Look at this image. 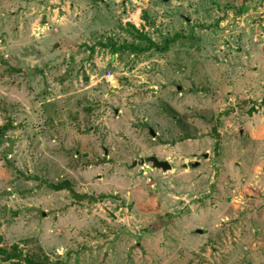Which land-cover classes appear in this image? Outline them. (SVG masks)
Wrapping results in <instances>:
<instances>
[{"label":"rangeland","instance_id":"obj_1","mask_svg":"<svg viewBox=\"0 0 264 264\" xmlns=\"http://www.w3.org/2000/svg\"><path fill=\"white\" fill-rule=\"evenodd\" d=\"M135 29L157 47H121L143 44ZM7 122L0 247L264 264V0H0Z\"/></svg>","mask_w":264,"mask_h":264},{"label":"trees","instance_id":"obj_2","mask_svg":"<svg viewBox=\"0 0 264 264\" xmlns=\"http://www.w3.org/2000/svg\"><path fill=\"white\" fill-rule=\"evenodd\" d=\"M135 32H137V36L138 39L144 41L143 44L141 43H135V44H123L121 47H124L126 49H128L131 53L135 54L137 52H140L142 50H148L151 48H156L157 45L150 40L148 37L144 36L143 34L139 33V31H137L135 29ZM166 42H163V45L160 49H165L166 48ZM11 124L9 122H7L6 124H2L0 126V131H4L7 128H10ZM51 186L54 189H62L65 188L67 189L72 195H76L75 192L72 190V188H70L68 182L66 180H62L56 183L51 184ZM0 255L2 260H8L10 258H15L16 261L19 260H23L26 264H54V262H50L47 260L46 257H44V259L42 260H38V259H31L29 257H26V255L21 254L17 249L15 245H12V247H10L9 249H6L4 247H0Z\"/></svg>","mask_w":264,"mask_h":264},{"label":"water","instance_id":"obj_3","mask_svg":"<svg viewBox=\"0 0 264 264\" xmlns=\"http://www.w3.org/2000/svg\"><path fill=\"white\" fill-rule=\"evenodd\" d=\"M149 133L152 134V135L154 134L152 132V130H150V129H149ZM143 160L150 162L151 166L154 167V168H159V169H161L163 171L170 169V164L166 160H159V159H157L154 156H147L145 158H139L138 161H137L138 164H142ZM135 164H136V162L133 160L130 165L132 166V165H135ZM192 165H194V163H192ZM196 231H199V230H196Z\"/></svg>","mask_w":264,"mask_h":264},{"label":"built area","instance_id":"obj_4","mask_svg":"<svg viewBox=\"0 0 264 264\" xmlns=\"http://www.w3.org/2000/svg\"><path fill=\"white\" fill-rule=\"evenodd\" d=\"M112 74L110 73V72H107L105 75H104V78H105V80H107V81H111V79H112Z\"/></svg>","mask_w":264,"mask_h":264}]
</instances>
